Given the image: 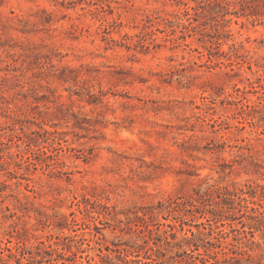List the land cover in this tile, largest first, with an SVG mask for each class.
<instances>
[{
  "label": "rangeland",
  "instance_id": "obj_1",
  "mask_svg": "<svg viewBox=\"0 0 264 264\" xmlns=\"http://www.w3.org/2000/svg\"><path fill=\"white\" fill-rule=\"evenodd\" d=\"M90 1L0 0V264H264V9Z\"/></svg>",
  "mask_w": 264,
  "mask_h": 264
},
{
  "label": "trees",
  "instance_id": "obj_2",
  "mask_svg": "<svg viewBox=\"0 0 264 264\" xmlns=\"http://www.w3.org/2000/svg\"><path fill=\"white\" fill-rule=\"evenodd\" d=\"M82 1L85 0H79L81 3ZM91 0L90 2H92ZM204 5H203V13H208L212 15L213 17H218V15H224L229 12V5H230V0H201ZM242 8L244 9V12L248 9L250 10L251 13H262V10L264 9V0H238ZM95 4L97 2H94ZM103 10H105L104 6H102ZM98 10V9H97ZM236 13V12H235ZM112 40L115 41V39L112 38ZM13 119L15 118L12 116ZM16 121H23V119L20 118H15ZM38 133H41L40 131H35ZM44 132L46 133H51L48 130L44 129ZM29 163L35 164L31 160H28ZM196 193L198 194L197 197L191 196L190 200L188 202L190 205L194 208L192 209H187L186 207L183 209L184 213L180 215L181 217V226L183 228L184 224H188L190 220H193V218H196L198 215L197 213L200 214L201 217L206 218V222H201L200 224L206 225L209 224L210 227L213 226L214 223H217L220 219H217V214L224 215L226 217H231L235 219H240V222L242 223L243 227L245 226V223L243 221V217L246 215L244 212H242L241 207H243L242 201L246 200L245 197L241 196V193L236 190V189H230L228 186H211L208 187L206 190H197ZM220 198V199H219ZM185 202H177L178 206L184 204ZM235 204L240 205L239 209L236 211L235 209L237 206ZM211 206V207H207ZM247 206V205H246ZM252 211L257 212V209L252 207ZM231 210L233 212L231 213ZM235 210V211H234ZM221 218V217H219ZM249 218L252 220H255V222L250 223L251 228L253 227H264V211H261L258 214H250ZM171 229L175 228V225L169 224ZM193 237L195 236V232L189 228L188 229ZM252 235H254L253 231H250ZM247 233V232H246ZM172 237H176V233L172 232L171 233ZM187 239V237H186ZM194 238H189L187 239L188 244L193 243L194 244V249H192L193 253L190 254L188 263L189 264H211L210 258H214V262L212 264H221L224 262V264L229 263L232 264L233 261L237 262L240 264L242 262L241 258L237 257H225L223 260H220L218 258V255H211L210 253L207 252L208 246H206V254L205 256L203 253H199L198 255L194 254L195 250H199L200 244L197 242H193ZM209 244H213L210 241H208ZM8 250H11V248H8ZM200 261L201 263H199Z\"/></svg>",
  "mask_w": 264,
  "mask_h": 264
}]
</instances>
